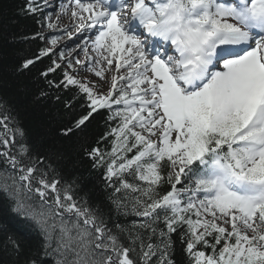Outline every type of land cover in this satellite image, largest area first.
Masks as SVG:
<instances>
[{"label":"snow or ice","instance_id":"6c2138e0","mask_svg":"<svg viewBox=\"0 0 264 264\" xmlns=\"http://www.w3.org/2000/svg\"><path fill=\"white\" fill-rule=\"evenodd\" d=\"M20 11L91 44L65 53L61 36L0 35L47 44L15 71L36 69L33 103L56 105L33 142L0 95V207L38 238L26 250L9 234L0 250L14 264H180L178 252L186 264H264V0H25ZM97 116L106 132L90 143ZM84 159L103 169L110 207L65 178Z\"/></svg>","mask_w":264,"mask_h":264},{"label":"trees","instance_id":"16d2710c","mask_svg":"<svg viewBox=\"0 0 264 264\" xmlns=\"http://www.w3.org/2000/svg\"><path fill=\"white\" fill-rule=\"evenodd\" d=\"M24 3L25 0H0V35L31 36L38 30L42 31L35 19L20 11ZM38 18L43 19L42 17ZM45 46L46 43L43 41L17 39L12 43H4L3 40H0V51L3 52V57L0 58V95H3L18 112L22 126L33 142L43 131L42 124L46 120L45 108L52 112L55 111L56 105L51 101L47 105L34 104L33 96L39 88L45 86L44 82L36 78V69L20 74L15 71V68L24 56L31 55L38 47ZM47 63L48 60L45 59L44 64ZM37 67H43V65ZM105 132L104 119L102 116H97L86 130L85 135L90 143H94ZM101 147L106 148L110 145L103 142ZM64 176L66 179L79 177V195L86 197L91 203L110 207L105 199L107 191L104 188L103 169H93L91 162L84 159L76 167L65 168ZM120 219L130 222L135 217L130 215L127 218L120 217ZM9 234L18 238L26 250L34 248L37 244L38 238L28 230L24 223L9 213L6 207H0V241H3ZM176 258L180 264H186L182 253L178 252ZM0 264H14L13 258L0 250Z\"/></svg>","mask_w":264,"mask_h":264},{"label":"rangeland","instance_id":"374dc122","mask_svg":"<svg viewBox=\"0 0 264 264\" xmlns=\"http://www.w3.org/2000/svg\"><path fill=\"white\" fill-rule=\"evenodd\" d=\"M49 2L53 5H56L58 3L57 0L56 1L55 0H49ZM62 4H70V0H64L62 2ZM46 10H47V12L52 13L53 17H55V15L59 14V12H60L59 7H55V8L48 7V9L46 8ZM68 22L69 21H68L67 15H64L62 18V22L59 25V27L64 28L68 24ZM46 32L50 33L49 40L51 39V36H53V35L62 37L60 44L57 47H58V49L65 51V53H72V52H74V50H78L77 49L78 45L82 46V44H84L82 39H80L77 42L69 43L68 37L66 35H64L62 32L59 33V31H52V30H49L46 28ZM80 58L83 59V53H81Z\"/></svg>","mask_w":264,"mask_h":264}]
</instances>
